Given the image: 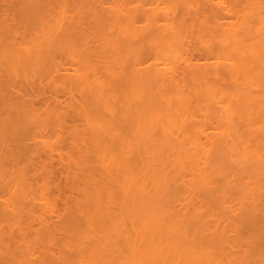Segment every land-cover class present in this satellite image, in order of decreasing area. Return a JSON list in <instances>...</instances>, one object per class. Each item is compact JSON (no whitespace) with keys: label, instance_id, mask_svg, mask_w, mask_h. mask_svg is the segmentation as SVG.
<instances>
[{"label":"bare ground","instance_id":"6f19581e","mask_svg":"<svg viewBox=\"0 0 264 264\" xmlns=\"http://www.w3.org/2000/svg\"><path fill=\"white\" fill-rule=\"evenodd\" d=\"M23 1L44 15L0 33V264H264V0Z\"/></svg>","mask_w":264,"mask_h":264},{"label":"rangeland","instance_id":"374dc122","mask_svg":"<svg viewBox=\"0 0 264 264\" xmlns=\"http://www.w3.org/2000/svg\"><path fill=\"white\" fill-rule=\"evenodd\" d=\"M9 1H11V2H8V0H0V33L1 34H7V36L8 35H10V40H11V43L13 42V41H16L17 43H18V41L17 40H19V41H22V40H25L26 39V37H25V35L27 34L26 33V30L28 29L29 31H31V29H33V27L37 24V23H35V24H33V22L35 21V20H37V18H39V17H41V16H43L44 14H43V10H41L42 11V13H41V11L39 12V10L37 11V10H35L34 12H31V11H33V10H30V12L31 13H33V15H34V17H32L31 16V18H32V20H30V19H28L30 16V12L28 11L29 10V7H28V10H26V9H23L22 8V6L23 5H25L26 4V2L24 3V1L23 0H21V1H23V2H21L23 5L21 6V4H20V0H19V4H18V1L16 0V1H14L13 0V4H11V7L13 8L14 6H16V4L14 3V2H16L17 3V5L18 6H16L14 9H15V11H14V14L12 13V11L14 10H12V8H11V13H9L10 11L8 10V8H9V6L7 7V5L9 4V3H12V0H9ZM7 4V5H6ZM27 5V4H26ZM22 8V11H21V9H20V7ZM24 7V6H23ZM9 8V9H10ZM18 8L20 9L19 11H18ZM25 8V7H24ZM23 11H25V12H23ZM18 12H19V15H18ZM29 14H27V13ZM16 13V14H15ZM24 13H26V15L24 14ZM35 13V14H34ZM41 13V14H40ZM45 13V15L46 14H48V12L46 11V12H44ZM54 14H56V12H53ZM53 13H51V14H53ZM8 14V15H7ZM13 14V15H12ZM43 14V15H42ZM52 15V16H55V15ZM16 15V16H15ZM37 15V16H36ZM6 16H9V17H6ZM15 16V17H14ZM21 16H23L22 18H21ZM27 16V17H26ZM27 19H26V18ZM25 18V19H24ZM34 18H36L35 20H34ZM7 20V21H6ZM27 20V21H26ZM29 20V21H28ZM34 20V21H33ZM14 21V22H13ZM4 22V23H3ZM13 22V23H12ZM18 22H20V25L18 24ZM30 22V23H29ZM32 22V23H31ZM35 22H37V21H35ZM8 23H10V25L8 24ZM12 23V24H11ZM29 23V24H28ZM6 24V25H5ZM17 24H18V26H17ZM24 24H25V26L26 27H28V26H30V24H32V26H30V28H27L26 29V27L24 26ZM7 26V27H6ZM9 26V27H8ZM10 26H11V28H10ZM15 28H14V27ZM23 27V28H22ZM18 29V31H17V29ZM90 28V27H89ZM6 29L8 30L7 32H5L6 31ZM11 29V32H15L16 34V36L18 35H20L19 37L17 36V37H15L14 38V34L13 35H11V33L9 34V30ZM25 29V30H24ZM27 30V31H28ZM93 30V29H92ZM91 30V31H92ZM18 33H20V34H17V32ZM6 36V35H5ZM11 36H12V38H11ZM27 36V35H26ZM24 37V38H23ZM23 38V39H22ZM21 43V42H20ZM48 93V94H47ZM45 92V94H42L43 95V99H42V97L40 96L39 97V99H38V97H36L39 101V103H40V105L38 104V103H36L37 101V99L36 100H34L35 102H34V104H35V106L37 107V108H39V107H42L41 105H44V104H47L49 101V103H51L52 101L51 100H48V99H52V98H50V94H49V92ZM40 95H41V93H40ZM44 95H46L45 97H44ZM49 95V96H48ZM61 99H63L62 97H60ZM33 99H35V98H33ZM47 99V100H46ZM44 100V102H42ZM41 102H42V104H41ZM47 102V103H46ZM44 103V104H43ZM37 104L39 105V106H37ZM45 106V105H44ZM43 106V107H44ZM4 116V115H3ZM72 122H74V121H72ZM80 122V121H79ZM79 122H76L75 121V124L77 125V123L78 124H80ZM74 124V125H75ZM73 125V124H72ZM76 128V127H75ZM78 128V131H80L81 130V128H79V127H77ZM80 129V130H79ZM83 136V135H82ZM85 138H88V137H85ZM87 141V140H86ZM65 144H67V145H69L68 144V142H64ZM67 147V146H66ZM65 147V148H66ZM68 148V147H67ZM66 148V149H67ZM65 149V150H66ZM69 150H67V152H68ZM9 159H11V157L9 158ZM11 161V160H10ZM9 161V162H10ZM15 161V163H16V160H13V161H11L10 163H12V162H14ZM53 161V163H52V165H53V167L51 168L52 170L51 171H53V173H54V175L55 176H53V174H52V178H54V180H58L57 179V173H58V175L61 173V176H58V177H60V179L57 181L58 182V184H60V186L62 185H64L66 182H68L69 180H67L66 182H65V180H64V177H66V173L64 174V172H66V171H64L63 172V167L64 166H62L60 163H59V161H58V159H57V157L55 158V156H54V159L52 160ZM55 163V164H54ZM13 164V163H12ZM33 164V163H32ZM4 165H7V164H4ZM38 164H36V165H33L35 168H36V166H37ZM29 166H31V163H30V165ZM33 166H31V167H29V170H30V172L32 171V173H29V174H33V172H35V170H33L34 168H33ZM50 169V168H49ZM65 169V168H64ZM37 172V171H36ZM62 172H63V175H62ZM38 173H40L39 171H38ZM38 173H36V175H35V180H36V182L38 181L39 183L40 182H42L43 180H45V179H43L41 176L42 175H44V173L43 174H41V176H40V174H38ZM52 173V172H51ZM35 174V173H34ZM34 174H33V176H34ZM64 176V177H63ZM38 177V178H37ZM41 177V178H40ZM52 178H50L52 181H54ZM40 181H39V180ZM43 179V180H42ZM48 180V179H47ZM61 180V181H60ZM59 181H60V183H59ZM37 182V183H38ZM56 182V183H57ZM53 183H55V181L53 182ZM41 184V183H40ZM53 192H55V191H53ZM54 195V198H55V207H56V210H57V212L58 213H60L61 212V209H62V202L61 201H59L60 199H61V197L59 196L58 197V195L56 194V193H54L53 194ZM55 220H57V219H55ZM30 229V228H29ZM28 229V230H29ZM37 229V227L35 226V225H33V226H31V230H29V231H27V232H29V237H30V239H32L35 235V232H33L34 230H36ZM33 230V231H32ZM31 231V232H30ZM31 233V234H30ZM32 235H33V237H32ZM32 237V238H31ZM56 250V249H55ZM55 252V251H54ZM57 254V252H55V255ZM58 255V254H57Z\"/></svg>","mask_w":264,"mask_h":264}]
</instances>
